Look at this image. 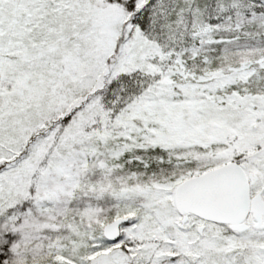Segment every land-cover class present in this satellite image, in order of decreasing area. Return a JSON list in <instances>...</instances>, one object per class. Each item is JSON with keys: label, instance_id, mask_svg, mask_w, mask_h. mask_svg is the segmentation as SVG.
Wrapping results in <instances>:
<instances>
[{"label": "snow or ice", "instance_id": "obj_1", "mask_svg": "<svg viewBox=\"0 0 264 264\" xmlns=\"http://www.w3.org/2000/svg\"><path fill=\"white\" fill-rule=\"evenodd\" d=\"M0 264H264V0H0Z\"/></svg>", "mask_w": 264, "mask_h": 264}]
</instances>
